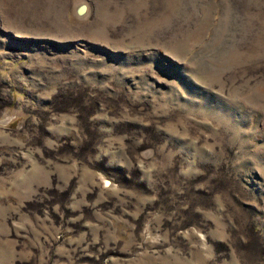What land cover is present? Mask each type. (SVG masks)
<instances>
[{
  "label": "rangeland",
  "instance_id": "rangeland-1",
  "mask_svg": "<svg viewBox=\"0 0 264 264\" xmlns=\"http://www.w3.org/2000/svg\"><path fill=\"white\" fill-rule=\"evenodd\" d=\"M0 264H264V0H0Z\"/></svg>",
  "mask_w": 264,
  "mask_h": 264
},
{
  "label": "water",
  "instance_id": "water-1",
  "mask_svg": "<svg viewBox=\"0 0 264 264\" xmlns=\"http://www.w3.org/2000/svg\"><path fill=\"white\" fill-rule=\"evenodd\" d=\"M84 11V8H81L79 13H82ZM46 42H51V43H55V44H59L58 42L56 41H53V40H46Z\"/></svg>",
  "mask_w": 264,
  "mask_h": 264
}]
</instances>
